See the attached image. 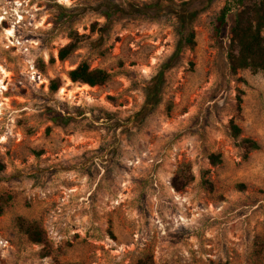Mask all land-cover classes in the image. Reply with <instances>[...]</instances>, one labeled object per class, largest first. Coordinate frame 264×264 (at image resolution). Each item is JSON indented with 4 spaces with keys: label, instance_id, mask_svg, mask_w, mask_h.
I'll return each instance as SVG.
<instances>
[{
    "label": "rangeland",
    "instance_id": "rangeland-1",
    "mask_svg": "<svg viewBox=\"0 0 264 264\" xmlns=\"http://www.w3.org/2000/svg\"><path fill=\"white\" fill-rule=\"evenodd\" d=\"M197 2L0 0V264H264V71L233 73L229 27L215 37L239 0L192 20ZM189 25L195 43L176 56ZM83 60L111 78L73 82Z\"/></svg>",
    "mask_w": 264,
    "mask_h": 264
},
{
    "label": "trees",
    "instance_id": "trees-1",
    "mask_svg": "<svg viewBox=\"0 0 264 264\" xmlns=\"http://www.w3.org/2000/svg\"><path fill=\"white\" fill-rule=\"evenodd\" d=\"M191 2L198 1L188 11L189 18L194 20L201 11L213 0H190ZM229 27L230 45L234 46L229 52L230 67L233 73L239 69H249L251 71H264V0H239L238 8L232 12L229 5H225L218 18L214 28V34L217 40L222 39L223 31ZM73 38L67 45L59 50V58L65 60L78 47V35ZM195 43L194 31L192 25L188 29H184L181 34L179 46L174 55L189 45L193 47ZM69 78L73 82H81L90 86L102 85L111 78V73L103 68H92L87 60L81 61L76 67L72 68L69 73ZM160 80L149 88L148 98L155 99L158 103L161 101V91L163 85V70L160 72ZM60 82L57 79L52 80L51 87L53 90H58ZM57 120V117H53ZM230 128L233 137H238L241 133V128L232 120ZM244 146L250 150L259 149L260 144L251 138L243 140ZM220 154H211L210 159L213 164L220 162ZM5 168V164L0 160V171ZM182 176L184 178H182ZM193 179L190 167L184 166L177 176L174 185L177 189H181L190 183ZM11 195H0V215L5 211V206L11 199ZM19 225L21 229L28 235V238L39 244L46 243L45 231L41 225L35 220H28L26 218H19ZM63 264V263H62ZM75 264V263H67ZM138 264H155L149 256L141 258Z\"/></svg>",
    "mask_w": 264,
    "mask_h": 264
},
{
    "label": "bare ground",
    "instance_id": "bare-ground-1",
    "mask_svg": "<svg viewBox=\"0 0 264 264\" xmlns=\"http://www.w3.org/2000/svg\"><path fill=\"white\" fill-rule=\"evenodd\" d=\"M8 33H10V34H11L12 32H11V31H8Z\"/></svg>",
    "mask_w": 264,
    "mask_h": 264
}]
</instances>
